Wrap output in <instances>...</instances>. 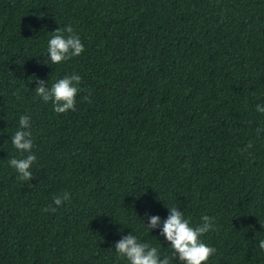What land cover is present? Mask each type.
I'll use <instances>...</instances> for the list:
<instances>
[{"label": "trees", "instance_id": "trees-1", "mask_svg": "<svg viewBox=\"0 0 264 264\" xmlns=\"http://www.w3.org/2000/svg\"><path fill=\"white\" fill-rule=\"evenodd\" d=\"M68 25L85 51L52 65L51 32ZM71 74L76 110L57 114L36 80ZM256 105L264 0H0V264H128L114 244L130 233L170 256L146 224L171 206L193 226L215 218L207 264H264ZM25 114L30 181L9 165ZM63 192L71 202L44 212Z\"/></svg>", "mask_w": 264, "mask_h": 264}, {"label": "clouds", "instance_id": "clouds-1", "mask_svg": "<svg viewBox=\"0 0 264 264\" xmlns=\"http://www.w3.org/2000/svg\"><path fill=\"white\" fill-rule=\"evenodd\" d=\"M51 38L48 41L47 57L52 65L60 64L80 56L84 51V44L81 37L75 32L71 25L65 28H57L51 32ZM81 76L79 74L66 75L51 84L50 87L44 80L37 79L38 87L35 88V94L45 103L51 102L53 111L57 114H63L69 110L75 111L76 97L81 92ZM19 98V97H18ZM88 100V97H84ZM256 110L264 114V106L256 105ZM32 123L31 117L27 114L19 118V128L11 137V143L15 149L21 153L20 158L12 157L9 165L18 173V179L21 181H30L33 177L30 171L37 157L32 153ZM257 135L264 132V129L257 128ZM253 147L251 142L241 149V153ZM24 153H28L24 156ZM65 202H71V194L63 192L53 197V204L44 208V212L54 213L57 207ZM169 215L166 220H161L158 215L149 218L146 224L147 228L152 230L162 226L160 235L169 242L172 254L161 257L156 247L146 242H141L136 235L130 233L123 236L114 244L119 258L127 260L128 264H207L209 258L216 253V248L204 243L201 239L206 233L214 229V217L203 215L202 223L193 226L189 219H186L183 212L176 206L167 207ZM259 247L264 250V240L259 241Z\"/></svg>", "mask_w": 264, "mask_h": 264}]
</instances>
